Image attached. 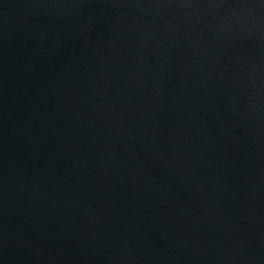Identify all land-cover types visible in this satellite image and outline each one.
<instances>
[{"label": "water", "instance_id": "1", "mask_svg": "<svg viewBox=\"0 0 264 264\" xmlns=\"http://www.w3.org/2000/svg\"><path fill=\"white\" fill-rule=\"evenodd\" d=\"M0 264H264V0H0Z\"/></svg>", "mask_w": 264, "mask_h": 264}]
</instances>
